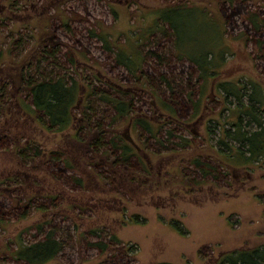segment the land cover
<instances>
[{"label":"rangeland","instance_id":"rangeland-1","mask_svg":"<svg viewBox=\"0 0 264 264\" xmlns=\"http://www.w3.org/2000/svg\"><path fill=\"white\" fill-rule=\"evenodd\" d=\"M253 22L264 24V0H0V264H29L15 251L49 236L62 248L45 264H217L264 246V161L207 179L189 164L233 127L224 89H264ZM53 70L80 86L64 132L44 126L22 86V72ZM108 98L131 101V115ZM97 129L136 148L134 172L112 165Z\"/></svg>","mask_w":264,"mask_h":264},{"label":"trees","instance_id":"trees-1","mask_svg":"<svg viewBox=\"0 0 264 264\" xmlns=\"http://www.w3.org/2000/svg\"><path fill=\"white\" fill-rule=\"evenodd\" d=\"M253 23L256 28H262V25H264H260L258 22ZM100 38H104L106 43H109L106 37ZM57 53L58 49L55 48L51 52V54L55 55H57ZM157 56L160 59L162 58L158 53ZM120 58H122V56L117 55V61ZM126 59L132 64L129 55ZM193 62L198 69L200 67L202 71H205V67H201L198 62ZM132 66L128 65V67L133 70ZM161 82H165L169 86V81L167 82V80L161 79ZM22 86L23 90L31 97L36 114L38 112L47 117L48 124H43L49 131H68L73 124L77 123L75 119L78 118H76L73 111L79 99L80 86L76 79L72 78L70 81L66 74L56 73L55 70L47 73H40L35 78L33 76L31 77L28 73L25 75V72H22ZM106 88L102 90L106 91ZM224 90L223 101L233 105L232 109L231 107L227 108V114L230 116L231 113L237 120H235V118L234 120L231 118L232 122L227 120L232 124V128H221L222 132L217 139L220 143L216 141V145H213L215 148L211 146L214 150L212 158L203 156L190 158L189 164L192 166L193 170H195L192 174L195 175V172L197 173L198 171L201 173V178L203 179H207L209 175L216 176L215 173L218 171V167L221 170H228L229 168H247L249 170L256 164L258 159L264 161V89L254 80L248 79L241 84L240 89L232 88ZM106 101L113 102L112 104L116 105L117 111L121 114L119 117H128L131 115V101L123 102L114 100L113 98H108ZM90 107L91 105L87 106L88 111L91 110ZM198 107L199 105L196 104V108ZM170 116L173 117L172 114ZM37 118L42 122L39 115H37ZM136 118L137 117H131V121H134V124ZM80 121L82 122L80 129L82 131L88 130L87 135L90 134L92 130L91 119L87 115L86 109L85 115ZM136 124H139L142 130H146V132L150 133L153 132L152 126L156 128L150 120H138ZM222 124L223 123L220 122V125ZM97 130V137L94 139L95 144L97 147H108L107 159L109 158V160L113 162L112 165L117 166L122 164L126 169L134 172L131 159L133 157L137 158L133 152L134 150L136 151V148L134 146L132 148V146L126 142L119 145L116 140L110 141L108 137L104 136V134H106L104 129ZM209 131L210 141H212V138L214 139V132L210 129ZM153 133L156 135L157 131ZM80 136L81 135H79V137ZM30 150H34L35 152L36 148L31 147ZM138 159L140 160V158ZM185 169V167H180L181 177L186 175ZM141 171L147 176H151L152 174L147 166H144ZM195 182L197 185L203 184L202 181L195 180ZM187 186L188 185L185 184L186 188ZM174 229L181 232L179 226L174 225ZM61 244L62 243L57 241V239L49 236L46 241L19 248L17 252L15 251V255L27 261L29 264H45L54 260L55 256L61 251ZM217 264H264V246L259 245L248 249H234L231 252L225 253Z\"/></svg>","mask_w":264,"mask_h":264}]
</instances>
